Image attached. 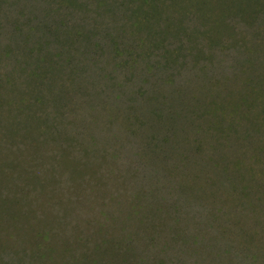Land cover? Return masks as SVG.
<instances>
[{
	"label": "rangeland",
	"instance_id": "rangeland-1",
	"mask_svg": "<svg viewBox=\"0 0 264 264\" xmlns=\"http://www.w3.org/2000/svg\"><path fill=\"white\" fill-rule=\"evenodd\" d=\"M0 264H264V0H0Z\"/></svg>",
	"mask_w": 264,
	"mask_h": 264
}]
</instances>
